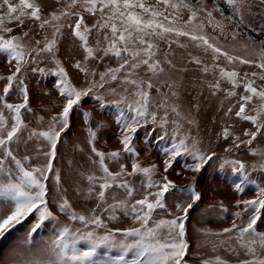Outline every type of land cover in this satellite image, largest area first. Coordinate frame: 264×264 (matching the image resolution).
<instances>
[{
  "label": "snow or ice",
  "instance_id": "obj_1",
  "mask_svg": "<svg viewBox=\"0 0 264 264\" xmlns=\"http://www.w3.org/2000/svg\"><path fill=\"white\" fill-rule=\"evenodd\" d=\"M62 6L47 14L43 11L37 0H19L12 3L11 0H0V50L8 52L7 62L15 64L14 71L9 75L0 77L5 81L0 95V237L5 236L15 226L20 225L30 217H35V222L27 231L25 241L20 247L29 249L36 247L35 234L38 230L46 227V222L53 223V235L44 242L43 249L39 255H30L23 259L15 260L13 264H185L186 253L190 247L186 238V224L189 209L201 199V194L196 190L197 178L182 186L179 191L187 193L190 202L176 203L175 211L169 210L170 218L153 220L157 209H165V195L171 190L177 189V185L162 175L159 181L153 179L157 165L149 164L147 167L138 162V152L133 146V141L139 129L152 127V132H159L156 138L160 141L170 140V146L162 151L165 156L163 172L167 173L173 163L181 156L190 157L191 163L184 164V170L199 173L205 165L216 155L211 149L205 150L200 139L193 135L191 129L185 128V124L192 125L195 120L190 114L181 111L180 105L174 102L173 98L179 97L178 85L175 81L165 79L166 69L164 64L175 67L173 61L168 57L170 51L165 53L163 59L157 58L158 40H165L169 49L173 43H179V37H187L195 42L197 47L203 46L207 53H212L213 64H206L200 58L191 56V61L202 65L201 71L208 73L210 70H219L221 78H226L232 87L221 89V80L209 83V88L215 95L218 91L227 93L226 99L239 95V101L235 106H229L224 113L230 116L234 113L236 118L249 122L251 127L242 130V135L247 139H240L236 136L232 147L239 148L240 144L251 146L259 135H264V87L256 86L253 77L264 81V42L261 49L253 55V58L234 55L210 38L203 32L204 23L198 22L199 16L204 14L208 23H215V26L223 32L224 26L220 21H214L212 11L207 8L193 7L184 0H156V4L146 3V0H58ZM215 10L227 20L234 21L236 29L232 32L235 39L238 29L246 23L251 27L249 17L255 15L253 5L249 0H213ZM264 5V0H260ZM226 4L231 15L226 16L222 9ZM169 9L174 11L169 12ZM180 9H187V19L181 20L177 17ZM246 9V11H245ZM87 13L97 16L96 23H86ZM27 19L38 24L39 29L46 31L51 28L49 36L33 38L31 44L25 43L28 32L14 34V26H23ZM11 25V26H10ZM70 30V34L81 42L84 50L83 60H77L74 67L84 73L85 84L82 87L74 86L64 67L55 60V51L59 38L63 36L64 28ZM92 31L100 33L101 38L96 40L95 46L89 44V35ZM260 31H264L261 28ZM184 47V44H179ZM255 47V43L251 45ZM49 53L55 60V73L60 77L56 82V88L63 99V105L54 115L50 116L46 127L31 128L28 131L24 145L29 142H43L47 147L46 151L37 150L34 158L31 154L19 156L17 149L25 129L28 125L22 119V109L29 112L28 89L24 85V73L45 72L41 67H30L37 64L39 57ZM114 56L119 63L115 67H107L104 71L98 72L95 67H89L90 59L103 61ZM224 57L229 64L239 62L244 65H253L260 72L240 73L232 68L231 70L216 63ZM143 68L151 75L147 78H140L138 70ZM123 75H120L122 74ZM98 76V79H97ZM156 85L157 96L151 93L154 84ZM121 81L123 92H118L116 87H111V82ZM118 85L117 87H120ZM166 87L168 92L162 91ZM15 87L20 88L22 101L9 103L7 96ZM106 86H108L106 88ZM132 87L131 99L129 98V87ZM242 86L244 93L239 94L236 89ZM115 96L118 100L112 101L115 104L126 105L127 111H121L116 118L120 125L121 137L120 150L105 153L99 151L92 143L91 151L98 157L99 174H88L87 194L95 195L96 207L88 214L77 211L67 196H62L57 204L59 214L66 217L67 222L61 223L60 215L53 211L49 203V187L47 181L52 179L59 190L62 182V171L55 167L57 157V145L61 134L69 128L70 113L74 106L78 105L81 98L87 95H94L103 102L104 96L98 94L105 90ZM256 107H250L257 102ZM103 106V103L101 104ZM198 107V105H193ZM7 110L8 115H5ZM38 123L43 124L44 117L37 118ZM152 133H146L151 135ZM223 135L227 139L230 135L229 129H223ZM90 136L94 139L95 133ZM239 140L240 143H235ZM13 145L16 147L14 148ZM224 151L231 152V147ZM252 155H264V151L249 147ZM127 153L132 159L131 171L125 163H121L123 154ZM41 158L43 162L41 163ZM109 161L119 164V171L110 168ZM70 163V162H69ZM93 163H97L96 160ZM225 164H231L232 171L239 173L245 179L248 172L245 164L240 160H227ZM223 167V166H222ZM143 174L146 183L141 187L145 194L135 199L136 189L129 183L128 177ZM179 175V173H177ZM255 183V181H252ZM121 189L126 194L124 199L112 196L109 203L107 193L111 189ZM237 191H243L240 184L235 185ZM65 191H67L65 189ZM256 195L252 199L237 201V207L241 204L243 208L234 213V219L229 227L219 232H212L208 229H198L205 239L215 237L221 244H228L229 251L242 250L246 257L239 260L238 264H264V232L258 231V222L264 219V187L257 185ZM221 207L226 212L227 208ZM251 214L246 221L237 223L242 213ZM107 213L110 221L118 219V212L125 216H131L138 225L131 228L108 229L103 216L97 214ZM79 224L80 227L75 225ZM98 229H104L99 233ZM83 242L86 247H78ZM215 247V243L213 244ZM118 248L120 255L108 257L107 252L103 258L95 259L99 248ZM131 259H127V255ZM204 264H227L219 255L214 261H205Z\"/></svg>",
  "mask_w": 264,
  "mask_h": 264
},
{
  "label": "rangeland",
  "instance_id": "obj_2",
  "mask_svg": "<svg viewBox=\"0 0 264 264\" xmlns=\"http://www.w3.org/2000/svg\"><path fill=\"white\" fill-rule=\"evenodd\" d=\"M12 3H18L19 0H11ZM40 3L45 14L59 9L62 4L58 0H37ZM64 3L67 0H63ZM185 3L192 4L193 7H205L212 11L214 21H220L224 30L221 32L215 26V23L209 24L206 15L201 14L198 22L204 23L203 32L210 38H215L216 42L224 47L227 51L234 55L245 56L253 58L255 53L261 49V43L264 42V5L260 0H249L254 6L253 12L255 15L250 16L248 19L251 22V27L246 23L242 25L237 31L238 34L235 39L232 38V32L236 29L234 21H230L221 16L219 11L215 10V3L210 0H184ZM146 3L155 5L156 0H146ZM225 17L231 15V11L226 4L222 5ZM174 11L169 9V12ZM246 11V9H245ZM85 15L86 23H96L97 16H92L87 13ZM187 9H180L177 12V17L181 20L187 19ZM11 26V25H10ZM28 32L29 36L26 38L25 43L31 44L33 38H43L45 34L51 35L52 29L47 28L46 31L39 29L38 24L33 23L27 19L23 26H14V34H21ZM64 34L59 38L55 51V60L60 62L68 73L70 82L76 87H82L85 84L84 73L80 72L74 67L77 60H83L84 50L81 47V42L70 34V30L65 27ZM102 37L100 33L92 31L89 35V44L95 46L96 40ZM261 39V40H258ZM179 43H173L171 49L165 40H158V53L157 58L163 59L165 53L171 52L168 57L173 61L175 67L164 64L166 73L164 78L169 81H175L178 85L179 97L173 98L174 102L180 105L181 111L185 114H190L195 120L192 125L185 124V128L191 129L193 135H196L202 147L207 150L211 149L216 153L211 161L199 173H193L184 170V164L191 163L190 157H179L168 169L167 173L163 172V162L165 156L163 149L170 146V140L160 141L156 138L159 129L156 133L152 132V127L141 128L138 130L133 146L138 152V162L147 167L149 164L155 163L157 169L154 172L153 179L159 181L162 175H167L176 185L177 189L171 190L165 195V209H157L153 215V220L160 218H170L168 216L169 210L175 211L174 205L176 203L190 202V197L187 193L179 191V189L190 183L192 178H197L195 187L201 194V199L197 201L187 214L188 219L186 224V238L189 242V249L186 253L185 264H204L205 261H214V257L219 255L227 264H238L239 260L246 257L242 254V250L229 251L228 244H221L215 237H205L197 231L204 228L212 232H219L225 227H229L234 219V213L243 208L241 204L237 207V201H243L254 198L258 195L257 185L264 187V155H252L249 152V147L256 148L264 151V135H259L256 141L251 146L240 144L239 148L232 147L234 138L239 136L240 139H247L242 135L243 129L251 127L249 122L236 118L234 113L230 116H225L229 106L237 105L239 95L236 97L225 98L227 93L223 90L212 94L213 90L209 88L210 82L221 80V89L231 88L232 85L226 78H221L219 70H210L208 73L201 71L202 65H197L191 61V56L200 58L206 64H213L211 59L212 53L210 50L206 53L203 46L197 47L195 42L187 37H179ZM255 43L253 48L251 45ZM179 44H184L180 47ZM8 52L0 50V77L9 75L14 71L15 64L9 65L7 62ZM49 53L42 54L37 64H32L30 67H41L46 71L31 72L26 70L24 73V85L28 89L29 107L31 112L27 110L22 111V119L28 128L25 129L23 137L20 142V147L17 149L19 156L31 154L35 162V154L37 150L46 151L47 147L43 142H29L27 147L24 145V140L27 139L28 131L31 128L46 127L47 121L50 116L61 110L63 99L56 88V82L60 77L55 73L56 63ZM119 61L111 56L103 61L90 59L88 61L89 67H95L98 72L104 71L107 67H115ZM216 63L229 70L235 68L240 76L243 77L244 73L255 71L260 72L258 68L253 65H244L236 62L229 64L224 58L220 57ZM120 75H123L120 74ZM140 78L147 79L151 73H147L141 68L138 70ZM98 79V76H97ZM256 86L264 87V81L259 80L258 77H253ZM5 81L0 80V95L3 94L2 88ZM158 81L153 80L154 87L151 93L154 97L157 96L156 85ZM121 81L111 82V87H116L118 92H123ZM108 86H106L107 88ZM129 87V98L131 99L132 87ZM162 87V91L168 92L166 87ZM236 91L239 94L244 93L242 86L238 87ZM98 94L104 96V101H98L94 95L90 94L81 98L78 105L70 113L69 123L70 126L61 134V138L57 145V157L55 160V167L62 171V182L59 190L56 188L52 179L47 181L49 187V203L54 212L60 215L61 223L67 222L66 217L59 214L58 208L55 206L62 196H67L69 201L74 205L77 211H83L88 214L90 210L96 207L95 195L91 197L87 194L88 181L86 179L88 174H99L98 157L91 151L92 143L99 151L105 153L120 150L121 130L120 125L117 123V117L120 112L127 111L126 105L115 104L112 101L118 100L120 97L112 95L105 90H100ZM9 103H19L22 101L20 88L15 87L10 91L7 96ZM103 103V106L101 104ZM258 101L254 102L250 107H256ZM198 107H193V105ZM2 107V106H0ZM5 115H8L5 110ZM43 116V124L38 123L37 118ZM229 129V137L225 139L223 129ZM91 132L95 133L94 139L90 136ZM146 133H152L147 135ZM90 140L92 143H90ZM239 144V140H235ZM15 148L16 146L13 145ZM231 147V152H225V148ZM225 159L240 160L247 168L248 178L245 179L239 173L232 171L231 164H225ZM96 160L97 163H93ZM41 163L43 158H41ZM70 162V163H69ZM125 163L128 171H131V163L133 162L130 155L123 154L120 161ZM111 170L119 171V164L113 161L108 162ZM223 166V167H222ZM179 173V175L177 174ZM129 183L136 189L134 198H141L145 192L141 187L142 183H146V177L143 174L128 177ZM255 181V183H252ZM240 184L243 191H237L235 185ZM65 189L67 191H65ZM116 195L118 199H124L126 194L121 189H111L108 191V201L111 203L112 196ZM227 208L225 212L221 207ZM103 216L108 229L112 228H131L138 226L131 216H125L123 212H118V219L110 221L107 213L97 212ZM249 213L243 214L241 218L237 219V223L246 221ZM35 222V217H30L20 225L15 226L5 236L0 237V264H13L15 260L23 259L30 255H39L43 249L44 242L53 235V223L46 222V227L38 230L35 234L36 247L27 248L20 247L24 244L27 231ZM80 227L79 224L75 225ZM258 231L264 232V219L258 222ZM99 233H103L104 229H98ZM215 243V247L213 244ZM78 247H86L83 242H80ZM107 252L108 257H115L121 254L118 248H99L98 255L95 259L103 258L104 253ZM127 259H131L128 254Z\"/></svg>",
  "mask_w": 264,
  "mask_h": 264
},
{
  "label": "trees",
  "instance_id": "obj_3",
  "mask_svg": "<svg viewBox=\"0 0 264 264\" xmlns=\"http://www.w3.org/2000/svg\"><path fill=\"white\" fill-rule=\"evenodd\" d=\"M210 1H213V0H210ZM220 2L222 3V0H220ZM223 5V4H222ZM258 40H261V39H258Z\"/></svg>",
  "mask_w": 264,
  "mask_h": 264
}]
</instances>
